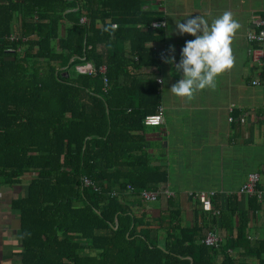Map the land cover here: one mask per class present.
Masks as SVG:
<instances>
[{"label": "trees", "instance_id": "1", "mask_svg": "<svg viewBox=\"0 0 264 264\" xmlns=\"http://www.w3.org/2000/svg\"><path fill=\"white\" fill-rule=\"evenodd\" d=\"M21 1L34 13L26 30L37 36L30 42L37 51L6 62L4 51L15 45L0 39V166L12 171L0 183L18 184L25 173L34 177L25 195L12 202L19 214V264H235L230 244L210 249L202 240L210 230L235 233L236 240L245 236L249 218L239 211L237 195L227 198L224 209L213 196L218 215L194 208L191 227L181 225L171 200L168 212L156 219V203L147 208L138 197L167 179L151 165L147 142L137 134L146 130L143 119L160 99L156 81L135 73L160 63L147 47L163 39L150 26L160 20L157 13L142 9V0ZM62 20L70 26L57 53L52 41ZM110 24L118 25L114 34L103 31ZM87 62L94 73L74 71ZM102 65L106 76L99 72ZM13 126L17 140L26 136L32 146L17 144L12 151L7 131ZM14 155L17 161L9 162ZM82 177L99 190L83 186ZM128 186L134 188L132 200L123 196ZM257 201L250 198L251 209ZM258 245L263 248L264 239Z\"/></svg>", "mask_w": 264, "mask_h": 264}, {"label": "crops", "instance_id": "2", "mask_svg": "<svg viewBox=\"0 0 264 264\" xmlns=\"http://www.w3.org/2000/svg\"><path fill=\"white\" fill-rule=\"evenodd\" d=\"M17 2L0 1V6H6L5 11H0V34L9 31L0 39L3 37V41L15 45L9 47V51H4L7 55L1 57V60L11 63L16 62L15 56L23 57L27 50L38 49L30 45L37 36L26 30L34 13L28 12L23 1ZM141 7L156 12L159 19L165 22L164 28L153 29L163 39L147 44V47L161 57L159 65L143 66L135 71L138 79L147 77L156 81L160 97L158 106L164 110L162 127L147 128L142 123L146 130L137 132L147 142L146 152L151 165L160 167L167 174L166 182L148 190L159 192L158 200L152 202L156 203V219L160 214L168 212L171 200L172 209L181 213V225L191 227L194 208H201L196 198L199 192L215 193V196L220 197L222 209L229 196L237 195L239 211L246 212L249 218L245 236L236 240L235 233L230 235L225 230L215 231L222 240L221 248L230 244L231 248L227 252L233 257L235 264H261V261L264 262V247L258 244L264 239V89L251 85L252 80L260 77L262 68L249 54L250 49L256 45L248 42L247 34L256 31L257 20L264 17V0H142ZM224 11H231L241 25L232 45L234 67L217 77L215 89L198 91L191 101L175 96L170 88L182 78V72H177L174 65L165 62L164 58L174 56L176 63H179L186 41L195 39L190 34H178L175 21L184 22L186 18L200 15L211 23ZM80 20L86 21L85 17ZM69 26L67 20H62L58 27L57 38L52 41V48L57 53L61 52L59 41L66 36ZM171 46H174V52ZM125 48L127 58L132 59L129 43ZM99 51L103 54L107 52L104 45L99 47ZM163 51L165 54H162ZM73 60L70 59L68 65ZM87 66L95 69L87 62L76 66L74 71L79 73L78 68ZM101 68H105V75L101 74L106 76V66L102 65L99 69ZM102 81L106 91L107 85L105 87L103 78ZM5 97L7 100H14L11 95ZM230 107L234 122L228 121ZM240 117H244L243 123L238 121ZM17 133L15 126L7 131L12 136L7 144L11 145L12 151H15L17 144L32 146L31 140L26 136L22 143L17 140V135H20ZM12 161L16 162L17 156L9 159V162ZM3 162L4 158L0 156V165H4ZM11 172L0 166V182H5ZM251 173L259 175L258 187L262 190V197L257 199L258 206L255 209L250 208L253 205L250 203L251 197L240 194L242 185ZM32 178V174L25 173L18 184L0 183V264L20 263L18 254L22 247L19 214L13 209L12 202L25 195ZM130 187L128 186V191L123 196L132 200L134 198L130 194L134 188ZM113 193L120 195L118 191ZM152 203H146V207L152 208L148 206ZM207 232L203 234V238ZM222 259L220 255L218 262Z\"/></svg>", "mask_w": 264, "mask_h": 264}, {"label": "clouds", "instance_id": "3", "mask_svg": "<svg viewBox=\"0 0 264 264\" xmlns=\"http://www.w3.org/2000/svg\"><path fill=\"white\" fill-rule=\"evenodd\" d=\"M182 21H175L176 31L180 35L190 34L195 39L187 40L181 51V60L165 57V62L172 63L177 72H182L179 79L170 88L177 97L191 101L198 91L206 88L215 89L217 77L231 70L235 64L233 42L241 25L231 11H224L209 23L204 16H191ZM118 25L110 24L103 29L110 34ZM174 52V46H171Z\"/></svg>", "mask_w": 264, "mask_h": 264}, {"label": "built area", "instance_id": "4", "mask_svg": "<svg viewBox=\"0 0 264 264\" xmlns=\"http://www.w3.org/2000/svg\"><path fill=\"white\" fill-rule=\"evenodd\" d=\"M150 26L153 29H162L165 27V22L163 20L152 21ZM247 40L249 43L256 45V47H252L250 49L249 54L252 57L253 61H255L262 68L260 77L252 80L251 85L256 87H262L264 89V17L257 20L256 31L248 33ZM162 54H165V51H163ZM77 71L79 73H85V74H92L95 72V70L89 66L80 67L77 69ZM99 72L105 73V68H101ZM103 80L106 87L107 79L104 77ZM158 82L160 83L161 80H158ZM262 110L264 113V98H263ZM229 111H230V116L228 118V121L234 122L235 118L232 116V107L229 108ZM238 121L243 123L245 119L244 117H240ZM143 124L147 128L162 127L164 124L163 108L161 106H158L154 114L148 115L143 119ZM82 184L85 187H92L95 191L99 190L94 185V183L89 179H87L86 177L82 178ZM258 184H259V175L256 173L249 174L247 176L245 183L242 185L240 189V194L246 195L248 197H256L258 200H260L262 197V190L258 188ZM115 195L116 194L113 193V196ZM213 196H215V193L207 191V192H199L196 198L203 211L210 212L212 213V215H218L220 212L216 209H213L211 204V199L213 198ZM138 197L144 203H152L158 200L159 192L142 190L139 192ZM202 244L210 249L219 250L222 245V240L218 237L215 230H210L207 232L204 239L202 240Z\"/></svg>", "mask_w": 264, "mask_h": 264}]
</instances>
